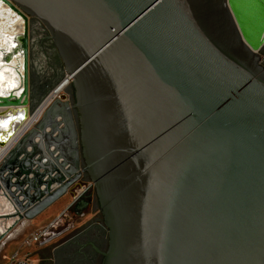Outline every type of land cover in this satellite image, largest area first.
I'll return each mask as SVG.
<instances>
[{
    "label": "water",
    "instance_id": "obj_1",
    "mask_svg": "<svg viewBox=\"0 0 264 264\" xmlns=\"http://www.w3.org/2000/svg\"><path fill=\"white\" fill-rule=\"evenodd\" d=\"M3 1L24 20V69L0 114L15 108L19 132L56 87L33 102L29 18L74 100L55 98L2 157L0 221H14L0 243L66 195L88 205L87 180L100 264H264V0Z\"/></svg>",
    "mask_w": 264,
    "mask_h": 264
},
{
    "label": "bare ground",
    "instance_id": "obj_2",
    "mask_svg": "<svg viewBox=\"0 0 264 264\" xmlns=\"http://www.w3.org/2000/svg\"><path fill=\"white\" fill-rule=\"evenodd\" d=\"M23 23L22 17L3 0H0V96H8L14 89H17L15 92L19 96L22 93L19 87L21 73L24 69L23 56L22 54L15 55L13 51L17 44V37L22 32ZM8 53H10V56L6 62L5 58ZM69 82V77L63 79L53 90L51 98L58 96L69 85ZM51 98L35 112L29 121L23 124L19 132L15 131L22 123L16 121L19 113L16 112L15 108H11L9 113H5V115L0 114V141L6 143L3 147H0V158L6 154L20 135L40 119Z\"/></svg>",
    "mask_w": 264,
    "mask_h": 264
},
{
    "label": "crops",
    "instance_id": "obj_3",
    "mask_svg": "<svg viewBox=\"0 0 264 264\" xmlns=\"http://www.w3.org/2000/svg\"><path fill=\"white\" fill-rule=\"evenodd\" d=\"M85 182L88 183L87 180ZM80 193L81 192L78 191L77 195H79ZM82 198L83 201L89 202L88 205L82 207L81 210L79 209L80 211L77 212V216H76V218L78 220L79 219L82 220L84 224V228H82L80 232L83 241H85V243L82 244V247H86L87 256H90V253L88 254V251L90 250L98 254V264H100L102 260V255L98 251V249L100 251H105L107 248L108 245L107 229L105 228L103 223V218L99 213V207L97 205V200L95 198L93 190L87 192L85 196ZM74 202L75 200L70 195H66L63 198H61L59 201H57L54 205H52L50 208H48L46 211H44L42 214L34 218L33 220H25L19 223L11 231V233L1 241L0 250H3L8 246L15 244V242L24 234V232L35 229L36 227H41L44 223L47 222L52 223L55 220L62 219L63 214H68V212H70ZM6 212H8V209L5 206H0V214ZM13 221H14L13 219L1 220L0 229L4 231L5 227L12 224ZM68 231H69L68 229H63L60 233L55 234V236H57L56 238H59L62 235H65ZM66 245L67 243L65 242L61 244L63 248H66ZM58 246L55 248H58ZM57 257L58 259L60 258L59 255Z\"/></svg>",
    "mask_w": 264,
    "mask_h": 264
},
{
    "label": "flooded vegetation",
    "instance_id": "obj_4",
    "mask_svg": "<svg viewBox=\"0 0 264 264\" xmlns=\"http://www.w3.org/2000/svg\"><path fill=\"white\" fill-rule=\"evenodd\" d=\"M28 42L31 92L33 99L39 101L49 90L53 89L65 78V66L57 54V50L53 45L48 30L35 18L28 19ZM262 50L260 51V55L261 64L263 65ZM68 97L70 102H73V90L71 96ZM83 187L84 189L82 191L86 190L87 182L83 181ZM90 190H92V188L87 189L83 197ZM78 202L79 200H76L70 212H68V214H63V216L68 215L71 218L76 217L77 212L81 210L80 207L76 206ZM69 228L70 227L67 226L65 229ZM55 234L58 233H53L52 237L55 236ZM79 253L85 254L84 259H79L76 264H98V254L93 251H88L90 256L86 255V251H80Z\"/></svg>",
    "mask_w": 264,
    "mask_h": 264
},
{
    "label": "rangeland",
    "instance_id": "obj_5",
    "mask_svg": "<svg viewBox=\"0 0 264 264\" xmlns=\"http://www.w3.org/2000/svg\"><path fill=\"white\" fill-rule=\"evenodd\" d=\"M262 62L264 65V48L262 50ZM71 83L72 81L57 96V98H59V96L63 93L71 96L73 90ZM32 100L35 102L33 97ZM99 213L101 215L100 211ZM67 226L70 228L65 235H62L61 237L58 236L59 238L47 241L50 237H52L53 233H60V231L65 229ZM82 228H84L82 220H78L76 217L71 218L68 215H64L62 219L55 220L52 223H44L41 227H36L35 229L24 232V234L15 242V244L0 250V263L4 261V256L8 257L15 251H19L21 255H26L33 258L35 260V264H76L79 259H84L85 255L80 254L79 252L86 251V247H82V244L85 243V241L82 239V236L80 235ZM39 231H45V234L39 239L38 242L32 241L29 245L24 244L26 239ZM64 242L67 243L66 248L61 246V244ZM57 246L58 248H55ZM58 255L60 256L59 259L57 257Z\"/></svg>",
    "mask_w": 264,
    "mask_h": 264
},
{
    "label": "built area",
    "instance_id": "obj_6",
    "mask_svg": "<svg viewBox=\"0 0 264 264\" xmlns=\"http://www.w3.org/2000/svg\"><path fill=\"white\" fill-rule=\"evenodd\" d=\"M67 77H69V76L66 75L65 78H67ZM65 78H64V79H65ZM69 80H70V82H71V81H72V77H69ZM70 82H69V84H70ZM52 93H53V91L50 92V93L48 94V96L42 101V103H41L40 106L37 108V110H38V109H39V108H40V107H41L46 101H48L49 98H51ZM56 97H57V96H54V97H52V98L49 100V103L46 105V108L50 105V103H51ZM46 108H45V110H46ZM37 110H36V111H37ZM45 110H44V111H45ZM44 111L42 112V114L44 113ZM34 114H35V113H34ZM42 114H41V116H42ZM31 117H32V116H31ZM31 117H29V119H30ZM40 118H41V117H40ZM2 157H3V156H2ZM2 157L0 158V161H1ZM89 188H92V189H93V186H92V184H91L90 182L87 183V188H86V190L89 189ZM86 190H84V191L79 190V191H80L82 194H84V193L86 192ZM77 193H78V192H77ZM44 234H45V231H39V232H36V233L32 234L31 237H29L28 239H26V240L24 241V244H25V245H29V244H31L32 241H34V242H38L39 239H40ZM0 264H35V260H34L33 258L29 257V256L21 255V254L19 253V251H15V252L12 253L10 256L5 257L4 261H3L2 263H0Z\"/></svg>",
    "mask_w": 264,
    "mask_h": 264
}]
</instances>
